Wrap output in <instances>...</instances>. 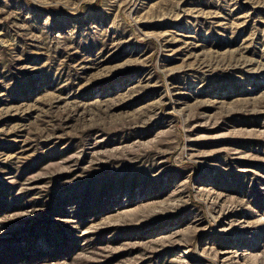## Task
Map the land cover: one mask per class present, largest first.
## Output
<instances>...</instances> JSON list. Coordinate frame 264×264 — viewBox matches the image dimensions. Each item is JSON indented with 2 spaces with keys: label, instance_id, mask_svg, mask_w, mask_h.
Returning <instances> with one entry per match:
<instances>
[{
  "label": "rangeland",
  "instance_id": "rangeland-1",
  "mask_svg": "<svg viewBox=\"0 0 264 264\" xmlns=\"http://www.w3.org/2000/svg\"><path fill=\"white\" fill-rule=\"evenodd\" d=\"M0 264H264V0H0Z\"/></svg>",
  "mask_w": 264,
  "mask_h": 264
}]
</instances>
